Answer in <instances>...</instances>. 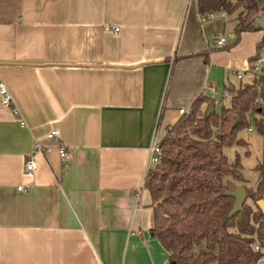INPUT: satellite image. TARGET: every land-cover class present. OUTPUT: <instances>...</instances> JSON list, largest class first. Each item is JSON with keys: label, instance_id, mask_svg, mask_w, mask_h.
<instances>
[{"label": "crops", "instance_id": "0c3cea01", "mask_svg": "<svg viewBox=\"0 0 264 264\" xmlns=\"http://www.w3.org/2000/svg\"><path fill=\"white\" fill-rule=\"evenodd\" d=\"M235 25L203 21L198 0H0L14 101L0 96V264H172L152 234L150 150L198 98L217 108L253 81L264 30L235 44Z\"/></svg>", "mask_w": 264, "mask_h": 264}, {"label": "trees", "instance_id": "16d2710c", "mask_svg": "<svg viewBox=\"0 0 264 264\" xmlns=\"http://www.w3.org/2000/svg\"><path fill=\"white\" fill-rule=\"evenodd\" d=\"M198 7L202 17L222 12L233 17L235 44L243 33L264 30V0H198ZM263 45L264 39L254 62ZM205 104L215 103L198 98L161 141L162 160L145 184L154 211L152 234L177 264H261L264 213L257 203L264 199V152L256 168L259 182L248 188L240 155L230 162L224 150L245 146L239 133L252 127L264 149V75L233 89L220 113L207 117ZM237 117L241 122L235 126ZM241 187L248 194L244 211L230 217L235 198L228 194Z\"/></svg>", "mask_w": 264, "mask_h": 264}, {"label": "built area", "instance_id": "2783aa9c", "mask_svg": "<svg viewBox=\"0 0 264 264\" xmlns=\"http://www.w3.org/2000/svg\"><path fill=\"white\" fill-rule=\"evenodd\" d=\"M217 16H219L220 18H224V17H226V13L222 12V13H219L216 15L204 16V17H202V20L203 21L212 20ZM105 30L108 32H113L115 34H117L120 31L119 28H115V27L113 28V27H109V26H106ZM227 44H228V40L225 36L220 37V38L216 39V41H215V46L217 49H223L227 46ZM263 65H264V45H263L262 52H261L259 58L257 59V61L254 62V67L252 69V74L254 75V77H259L260 75H262L261 69H262ZM238 78H239V80H241L243 78V76L240 74V75H238ZM0 96L2 99V105L5 107H8V108H11L12 105L14 104L13 96L5 84L0 85ZM226 98H228V95L226 96ZM12 111L15 115H17L19 113L18 109H13ZM250 130H252V129H250ZM59 138H60V134L56 130H54L48 134L49 140H54V139H59ZM50 151H51L50 147L46 148L45 146H42L39 144L36 145V147H35V153L36 154L37 153H44V152L46 153V152H50ZM150 153H151V155H150V161H149V165H148V172L146 174V178H147L150 170L153 169L155 166H157L162 160L161 141L158 139L157 136L154 140V143H153V146L150 150ZM59 154H60V157L64 160L68 158L67 148L65 145L61 144L59 146ZM36 169H37V164H36L35 160L33 158H31L26 163L25 172L28 175H32ZM18 190L20 192L27 191L28 187L21 186L18 188ZM257 250H259V247H257Z\"/></svg>", "mask_w": 264, "mask_h": 264}, {"label": "rangeland", "instance_id": "374dc122", "mask_svg": "<svg viewBox=\"0 0 264 264\" xmlns=\"http://www.w3.org/2000/svg\"><path fill=\"white\" fill-rule=\"evenodd\" d=\"M261 21L262 19L260 20V22ZM263 70L264 65L262 66L261 71ZM234 82L236 83L237 81L235 80ZM238 88L239 85L229 88L226 95L223 91L220 93V96L218 97L216 112L220 113L223 106H229L232 96V90H237ZM227 95L228 98H226ZM208 107L209 105H207L206 108H203V111L207 110ZM172 127L168 129V132ZM251 129L252 131H250V129L248 128H245L239 133V138L245 140L246 142L245 146L229 147L225 148L224 151L230 162H233L236 159L237 154L240 155L241 163L243 165V175L248 180L247 186L248 188H256L260 179V173L256 168L263 161V137L257 132L255 127H252ZM165 136L166 134H164L163 130V132H161L160 134L159 140L162 141ZM248 203L252 204L250 200H248ZM261 264H264V261H262Z\"/></svg>", "mask_w": 264, "mask_h": 264}, {"label": "water", "instance_id": "95a60500", "mask_svg": "<svg viewBox=\"0 0 264 264\" xmlns=\"http://www.w3.org/2000/svg\"><path fill=\"white\" fill-rule=\"evenodd\" d=\"M215 112H216L215 105H210L208 112H207V117H210ZM240 122H241V119L239 117H237L235 126H237ZM228 195L230 197L235 198L234 207H233V209L229 215L230 217H234L238 213H241L244 211V206H245L246 200L248 198L247 190L245 187H241V188L229 193ZM257 205L262 210V212L264 213V199L258 201ZM172 264H177V263L172 262Z\"/></svg>", "mask_w": 264, "mask_h": 264}]
</instances>
